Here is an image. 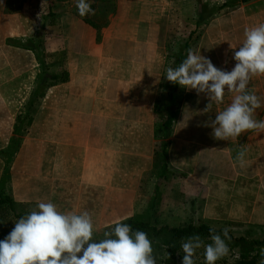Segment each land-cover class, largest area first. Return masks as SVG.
Listing matches in <instances>:
<instances>
[{
	"label": "crops",
	"instance_id": "crops-1",
	"mask_svg": "<svg viewBox=\"0 0 264 264\" xmlns=\"http://www.w3.org/2000/svg\"><path fill=\"white\" fill-rule=\"evenodd\" d=\"M209 1L200 2L201 8L226 2ZM20 4L21 0H3L0 5V25L7 30L2 29L4 36L33 34L28 16L6 13L9 5L18 8ZM173 6L172 0H114L113 14L88 15L100 28L97 33L78 14L75 0L56 3L55 52L47 53L61 63L67 81L45 93L23 144L13 155L12 168L22 161L26 170H35V176L40 173L49 178L34 180L41 192H46L41 200H50L58 186L74 183L80 185L81 192L87 189L103 194L104 201L133 205L145 200V185H153L152 191L146 188V199L151 193L158 198L159 182L176 175L169 169L158 178L163 168L156 164L158 139L167 143L165 156L171 166L198 180L200 191H205L203 218L214 223L264 226V132L249 130L228 140L212 135L211 121L217 110L230 103L232 93L226 91L223 103L213 104V118L211 111H204L211 102L208 95L192 89L202 103L198 127H175L168 139L158 138L161 131L155 128L159 118L154 113L152 90L159 85L161 26ZM187 9L190 14L191 6ZM217 9L212 17L200 15L205 27L196 51L217 68L231 71L236 61L230 44L238 50L244 29L264 23V0ZM9 54L14 60L0 64L1 106L16 103L19 89L25 86L17 82L15 73L30 72L35 60L32 52L18 48ZM27 88L31 90L32 85ZM249 88L264 100V75L254 76ZM24 113L9 119L2 116L0 136H11L17 117ZM188 114L195 115L193 111ZM255 118L264 120V106L256 110ZM245 149L246 163L241 167L236 156ZM154 170L158 180L153 184L145 176ZM117 206L127 209L126 204ZM137 216L145 217L132 214L131 218Z\"/></svg>",
	"mask_w": 264,
	"mask_h": 264
},
{
	"label": "rangeland",
	"instance_id": "rangeland-1",
	"mask_svg": "<svg viewBox=\"0 0 264 264\" xmlns=\"http://www.w3.org/2000/svg\"><path fill=\"white\" fill-rule=\"evenodd\" d=\"M11 1L13 3L16 0ZM18 1L19 0H17V2ZM61 1H68L70 3L72 0H24L18 8L11 5L6 8V13L9 16L13 17L15 14L21 16V18H25L24 15L28 16L32 21L31 24L34 31L30 37H8L3 35V32L7 31L4 28V25H0V64L4 66L7 62L14 60V57L9 54V52L14 50V48H18L21 52H24V50L32 52L35 60L30 72L15 73L17 82L20 85L25 86V88L19 89L16 97L17 100L14 105H0V118L5 116L9 119L25 111L27 102L39 82L43 79H45L46 83L50 82L49 77L51 75L61 76L63 72L60 68L61 63L56 62L54 58L51 59V55L47 53L55 52V35L53 32L55 24L57 23L56 3ZM205 1L209 0H191V2L188 0H172V4L174 6L171 8V12L169 13L170 17L167 16V18L163 21L160 34L161 40L159 41L161 52L159 64V85L152 90V104L154 107V113L157 117L158 115L156 113V109L167 102V95L172 92L173 82L168 81L163 76L165 75V70L170 66L174 67L171 63L173 56H178L182 53L187 55V50L190 48L194 51L197 50L201 34L205 27V24L201 20L202 18H199L200 15L202 17L209 18L214 16L215 13L219 11L217 8L222 10L235 7V5L239 6V4H241L239 3V0H226L225 3L223 2L224 4L220 3L219 6H210L208 7L209 9H206L204 6V9H202V3L200 2ZM92 3V8L96 11L95 14L99 13L102 16L107 17L108 15L114 13V0H92ZM49 4L51 5V11L48 10ZM189 6H191L190 14L187 9ZM49 12L52 14L49 15ZM85 17H88V20L92 22L88 15L81 18L84 20ZM100 18L104 20L103 17ZM33 49L36 50L35 53L32 51ZM29 84L32 85L31 90L27 88ZM52 87L54 86L49 88ZM195 94V90L193 91L192 89H187L178 85L176 92H174L176 99L175 103L178 110L173 128H186L189 124H192L193 128L198 127L200 111L198 109L202 106V103L200 98ZM42 99L43 98L35 104L33 117H35L37 109L43 102ZM206 106L207 105H205V107ZM188 111H193L195 115L191 117L188 114ZM210 117L214 118L213 111H211ZM28 127L29 125L26 123L22 126L23 132L19 137V147L23 144V138L27 135ZM155 128L158 129V131L160 130L159 120L157 121ZM13 130L14 126L11 130V136H0V154L2 151L7 149L9 141L12 138ZM160 137L161 132L158 134L159 139ZM161 144L162 141L159 140L158 142L157 139L156 164L159 163L160 165L163 164ZM13 158L14 156L8 164L5 181L2 187L4 192L16 203L18 210L27 214L36 207L38 202L45 201L41 200L40 197L42 195H46V192H41L42 189H40L39 184H35L34 180L38 179L39 181H46L49 178L41 176L40 173L35 176V170H26L22 161L21 163H16V167L12 168ZM167 161V163H169V165L167 164V170L169 171V169H172L176 172V175H172L169 180L159 182L158 198L151 193V198L146 199V196H148L146 188L148 186L145 185L144 201L133 202V205L127 202L119 203L116 201H104L101 199L103 194L88 191L87 189H84V191L81 192L79 190L80 185L74 183L66 184L64 182L65 184L62 185V187H57L59 191L53 193V195L49 197L50 200L48 201L54 202L61 211L65 212L73 211L81 213L88 211L92 216L95 227L93 239L99 238V236H95L97 235L96 233H99L100 236L103 235L104 231L115 224L116 221L121 219L124 221L131 218L132 214H143L145 216L144 219L156 227L167 226L174 228L189 223L199 224L201 221H204L207 222V224L214 230H224L227 228L228 231L235 237L245 236L250 240H259L264 237V226H244L237 223L225 224L223 222L214 223L203 218L201 216V200L203 195L205 196V191H200L201 186L199 181L190 178L187 173L173 168L169 159ZM4 167L5 159L0 155V181L3 175ZM145 180L153 182V184L156 183L158 180L156 171H149V175L146 174ZM148 188L152 191L153 185ZM78 191L81 195L78 194ZM119 204H126L127 209L118 207L117 205ZM200 250L203 251V249ZM200 250L197 251V255L195 257L196 262L199 264H205L204 257L202 256V252ZM78 255H82V253ZM234 258H236L235 253L230 251L226 257L218 260L216 264H222L221 261L224 259L227 260L228 264H232Z\"/></svg>",
	"mask_w": 264,
	"mask_h": 264
},
{
	"label": "clouds",
	"instance_id": "clouds-1",
	"mask_svg": "<svg viewBox=\"0 0 264 264\" xmlns=\"http://www.w3.org/2000/svg\"><path fill=\"white\" fill-rule=\"evenodd\" d=\"M75 5L81 17L95 14L92 0H75ZM230 47L236 61L231 71L217 68L200 50L190 48L186 57L163 75L170 82L206 93L211 102L205 112L212 111L214 103L222 104L226 91L233 94L230 103L217 110L211 121L212 135L218 140L234 139L249 130L264 132V120L255 118L264 100L249 88L254 76L264 75V23L246 27L238 50L237 46ZM246 153V149L237 153L241 167L246 163ZM94 231L88 211L65 212L52 201H40L14 221L13 229L0 239V264H157L159 257L146 232L133 230L119 220L104 231L103 239H93ZM209 231V242L198 234L181 241L182 264H196L200 249L205 264H216L229 254L228 229L222 234ZM259 256L258 264H264V247Z\"/></svg>",
	"mask_w": 264,
	"mask_h": 264
},
{
	"label": "trees",
	"instance_id": "trees-1",
	"mask_svg": "<svg viewBox=\"0 0 264 264\" xmlns=\"http://www.w3.org/2000/svg\"><path fill=\"white\" fill-rule=\"evenodd\" d=\"M23 1L24 0H21V3ZM251 1L254 0H239V3L245 4ZM48 10L51 11L50 4L48 6ZM49 13V15L52 14L51 12ZM84 21L92 28H94L97 33H99L100 28L94 23L90 22L88 20V17H85ZM32 51L34 53L36 52L35 49H33ZM185 57L186 55L183 53L178 56H173V58L171 59L172 65H174V67L177 66ZM49 80L50 82L46 83L45 79H43L34 88V91L32 92L25 107V114L23 116L17 117V122L15 123L13 130V136L9 141L7 149L5 151H2L0 154L5 159V167L3 169V175L0 181V239H4V237L7 236V234L13 229L14 221L25 215L23 212L18 210L16 203L9 195L4 192V189L2 187L5 181L8 164L20 144L19 137L23 132L22 126L24 123H26L27 125L30 124L35 112V104L41 98H43L46 90L51 86H55L56 84L65 83L67 81V74L66 72H62L61 76L51 75L49 77ZM177 88L178 84L173 83L172 92L167 95V102L156 109V113L159 117L161 138L168 139L175 124V117L178 107L175 103L176 99L174 96V92H176ZM166 145V142L162 144L161 153L163 156V168L159 174V179L164 177L167 171V158L165 156ZM144 218L145 217L143 216H137L128 218L122 222L131 225L133 230H141L148 234L149 239L152 241L154 254L159 257L157 258V264H182L184 253L181 250V241L189 236L198 234L203 239H205L206 242H209V230L212 228L207 224V222L201 221L199 224L189 223L181 225L179 227L170 228L167 226L156 227L154 225H151ZM113 226L114 224L111 227ZM111 227L107 230H110ZM215 232L222 234L223 230H215ZM228 233L230 237V239L228 240L230 251H233L236 255V258L233 259L232 264H258L260 260L259 251L261 247H264V237L259 240H250L245 236L235 237L231 232L228 231ZM100 239H103V235L99 236V238L95 240ZM201 252L203 256V251ZM221 262L222 264H228L226 259ZM196 264L199 263L196 262Z\"/></svg>",
	"mask_w": 264,
	"mask_h": 264
}]
</instances>
